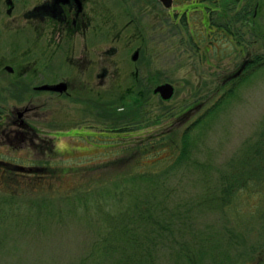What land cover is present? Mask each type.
I'll list each match as a JSON object with an SVG mask.
<instances>
[{"label":"rangeland","instance_id":"374dc122","mask_svg":"<svg viewBox=\"0 0 264 264\" xmlns=\"http://www.w3.org/2000/svg\"><path fill=\"white\" fill-rule=\"evenodd\" d=\"M91 2L98 7L86 38L63 47L32 44L31 22L22 12L34 0H16L20 22L0 27L1 66L16 69L13 74L0 70L1 169L16 173L19 183H13L21 187L40 179L28 175L48 170L59 175L36 192L13 187L10 193L24 207L36 206L41 198L56 197L54 188L65 191L76 183V191L89 190L94 198L99 189L110 191L112 180L159 171L166 156L177 153L184 129L217 107L201 121L202 128L193 126L191 163L165 181L163 188L175 189L171 201L197 203V212L187 223L193 236L175 231L178 239L160 246L159 263L176 264L172 255L193 244L196 264H264V0H172L169 7L159 0ZM5 8L0 0V11ZM17 34L27 49L21 57L22 50L7 39ZM111 49L116 52L108 56ZM100 51L103 65L91 66ZM135 51L136 62L131 60ZM80 53L79 69H69L64 57ZM255 57L260 66L240 72L244 61ZM35 58L47 68L38 78L64 76L70 83L67 92L36 91L31 71L18 77ZM102 68L107 73L99 80ZM165 83L174 88L167 101L153 93ZM159 135L172 142L173 150L165 149L143 165L130 159L136 144ZM6 179L0 172V207ZM227 187L229 196L220 208ZM144 189L138 190L140 197ZM205 199L216 203L217 210L199 208ZM86 215L80 211L63 224L53 218L41 233L19 223V231L9 233L0 249V264L77 263L99 231L88 225ZM180 264L192 263L181 257Z\"/></svg>","mask_w":264,"mask_h":264},{"label":"trees","instance_id":"16d2710c","mask_svg":"<svg viewBox=\"0 0 264 264\" xmlns=\"http://www.w3.org/2000/svg\"><path fill=\"white\" fill-rule=\"evenodd\" d=\"M231 92V90L227 92L224 97ZM216 108L213 107L206 115L204 114L184 129L181 133V142L175 145L177 153L167 155V159L164 161L165 165L159 171L149 169L142 173H136L137 175L128 180L124 179L122 182L112 180V189L110 191L109 189L107 191L99 189L98 195L94 198L89 190H84L83 194L76 191L80 186L73 183L65 191L54 188L53 191L58 198L44 197L36 201V206L30 204L24 207L10 193L11 188L36 192L35 189L38 185L46 181L52 183L59 175L53 170H48L46 174L28 175V177L37 176L40 179L32 185L21 187V185H16L19 183L18 175L10 170L1 169L2 165H0V172L7 174L8 179L5 204L0 207V249L7 242L9 233L19 231V223L30 226L29 228L36 226L41 233L48 229L49 220L54 218L58 223L63 224L67 217H74L82 211L84 215L88 214L86 215L88 225L98 226L99 231L97 234H92L93 237L91 235L90 238H93L94 242L87 254L75 264H160L158 258L160 246L168 239L173 242L177 240L178 238H174L175 231L180 233L178 231L180 229L186 236L189 234L193 236V232L190 230L191 226H188L187 223L191 221L192 217L196 218L197 212V203L184 205L180 201H171L175 189L166 190L163 188L165 181L179 168L191 163L192 129L202 128L204 124L201 125V121L208 115L214 114ZM163 137V135H159L152 140L145 139L143 143L136 144V148L133 149L134 154L130 156V159H139L143 165L146 159L155 158L163 150H168V148L173 150L172 142L167 137ZM144 186V195L140 197L138 190L140 192V188H144ZM229 189L227 187L226 194L221 197L222 202L219 201L218 207L221 208L222 203H225V199L229 196ZM208 198L210 199V197ZM209 199L203 200L198 205L205 211L213 212L217 210V204ZM213 205H215L214 208ZM191 238L194 239V237ZM209 243L211 244L210 240ZM192 245L187 250L182 246L172 255L174 258L176 256L174 259L176 264H180L181 257H185L189 263L196 264V260L192 259L193 255H196ZM203 252L204 250L201 251L202 254Z\"/></svg>","mask_w":264,"mask_h":264},{"label":"flooded vegetation","instance_id":"af4514ba","mask_svg":"<svg viewBox=\"0 0 264 264\" xmlns=\"http://www.w3.org/2000/svg\"><path fill=\"white\" fill-rule=\"evenodd\" d=\"M35 3H33L32 6L28 7V9L25 10V12H22V17L28 22H31L30 26L32 29V32L34 34L32 44L37 48L42 45H47L49 49L56 44L60 46H64L61 44H68L66 42H70L73 39L79 38L81 40L86 38V32L89 30V27L92 25V13L95 8L98 7V3L91 2L92 0H34ZM163 5H169L172 4V0H159ZM242 1V0H239ZM2 2L5 5L4 12L0 11V17H1V25L4 22V26L6 22L11 24H17L20 22L21 16L19 15V7L16 8V0H2ZM193 2V1H192ZM194 4V2H193ZM194 6V5H193ZM192 6V7H193ZM95 7V8H94ZM2 15H4L5 20L2 19ZM83 30V31H81ZM214 31L211 32L213 34ZM210 35V34H209ZM7 39L10 40L12 45H16V50L21 49L19 53V57L24 56L25 50L23 49L25 46L22 43V37L17 34L15 36H9ZM57 41V42H56ZM85 48L84 50H86ZM14 51L11 53L14 55ZM115 50L111 49L106 52L108 56H113L115 54ZM137 52V51H135ZM134 52V53H135ZM103 51H100L96 60L92 61L90 63L91 66H99L103 65ZM16 55V54H15ZM134 55V54H133ZM76 56H68L64 57V64L71 69H79L80 60L82 59L81 53ZM5 58V57H2ZM259 57H255V59H249V61H244L243 65H241L240 72L243 71L244 68H247L248 66H254L259 64ZM3 60V59H1ZM0 60V66L2 61ZM76 60L75 62H73ZM132 61L133 60L131 57ZM257 61V63L253 64L254 61ZM32 62V63H31ZM27 62L23 65V67L18 71L17 75L19 78H23L25 74L31 71V74L34 73L36 75L35 77V83L36 85L33 86V88L36 91H40L42 93L46 92H53L48 90H41L40 88L44 86H56L59 84H65L66 90L62 93L67 92V89L70 87L69 80L65 78L64 76H61L57 80L49 81V80H41L38 78L41 72H45L47 70L46 64L40 63L39 59L35 58L33 61ZM79 63V65H78ZM264 64V63H260ZM259 64V66H260ZM78 65V66H77ZM32 67V68H30ZM258 66L255 68L257 69ZM1 73L6 72L9 74H13L16 72V69L12 67V65H3L0 67ZM100 75H97V79L102 80L104 78V75H106V71L102 68ZM26 112H22L21 114H18V117L20 119L23 118Z\"/></svg>","mask_w":264,"mask_h":264},{"label":"water","instance_id":"95a60500","mask_svg":"<svg viewBox=\"0 0 264 264\" xmlns=\"http://www.w3.org/2000/svg\"><path fill=\"white\" fill-rule=\"evenodd\" d=\"M137 58H138V52H135L134 55L132 56V59L137 60ZM40 89L62 93L66 90V86L65 84H59L56 86H44ZM153 93L158 94L162 100L167 101L171 99V97L173 96L174 88L170 84L165 83L163 85L157 86L153 90Z\"/></svg>","mask_w":264,"mask_h":264}]
</instances>
